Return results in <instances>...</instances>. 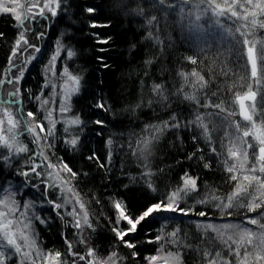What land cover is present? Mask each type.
Instances as JSON below:
<instances>
[{
    "label": "trees",
    "instance_id": "16d2710c",
    "mask_svg": "<svg viewBox=\"0 0 264 264\" xmlns=\"http://www.w3.org/2000/svg\"><path fill=\"white\" fill-rule=\"evenodd\" d=\"M172 2L177 4L178 0ZM150 4L151 0H67L51 26L47 22L44 28L38 31L33 29V33H46L43 40H48L49 44L60 40L66 48L74 50L76 55L68 58L66 65L74 75L82 77L80 91L74 95L71 104L72 114L85 122L83 131L79 130L80 144L73 150L65 144L62 136L56 137V140H52V153L57 161L67 163L80 173L72 184L88 208L94 226V231L88 230L89 243L99 258H105L115 251L122 257L121 264H145L146 257L154 254L158 245L155 237L165 232L162 229L167 226L166 229L170 231L177 227L181 229L182 246L177 248L181 253L182 264H208L203 257L205 251L211 252L213 256L220 252L231 264H238L236 257L228 254V247L222 239L210 230L197 228L196 222L202 225L204 221L229 219L240 223L246 217L251 218L254 212H249L247 207L222 212L216 207V201L207 205L196 201L204 198L207 193H215L226 201L235 186V182L229 181L230 174L225 171L224 165L230 138L227 134L229 127L224 119L226 113L216 115L218 109L200 105L224 100L229 110H236L235 96L247 90L250 76L249 67L241 55L242 40L237 43V37L233 41L232 35H227L225 40L216 39L210 36L215 32L210 33L208 28L213 27V23L205 17L198 22L200 27L196 29L189 25L188 18L182 19L177 8L165 16L163 12L152 9ZM138 6L148 9V15L158 16L162 44L145 39L147 27L144 18L136 16L132 11ZM88 7H94L95 12L89 14L86 11ZM191 19L194 20V16ZM261 20L264 22V17ZM92 23L107 26L92 28ZM231 29L234 30V27ZM0 33H3L0 36L1 77L8 69L9 56L18 35L15 22L7 15L0 16ZM94 33H99L101 37H112L110 44L97 45ZM263 33L264 29L259 27L255 31V35L261 38ZM33 38L35 44L42 45L43 40H36L35 36ZM98 47H107L108 51L98 52ZM48 54L47 48L46 57ZM100 55L105 57L109 67H101L96 59ZM190 56L197 59V64L186 59ZM46 57L33 64L24 76L22 102L25 104L27 94H32L24 111L37 112L33 95L42 89L41 67ZM146 60L153 62L146 64ZM193 69L208 81L207 88L198 90L192 86L189 88L190 84L185 85L180 73L190 74ZM154 83L164 85L169 96L167 102H158L159 98L152 92ZM181 87L189 93H195L200 105L184 100L183 93L175 95ZM103 101H107L111 112L95 107ZM256 106V118L264 122V108L260 107L259 95ZM172 113L180 114L184 122L195 119L198 114L204 116L212 129V144L217 152H211L209 144L201 135V129L189 126L178 131H166L159 140L154 141L152 155L147 161L139 152L134 155L129 145L136 147L134 142L148 135L145 126L166 120ZM97 119L104 120L106 127L100 129L95 125L93 121ZM97 132H102V135H97ZM109 137L113 140L111 146L106 144ZM110 151L112 155L109 162ZM92 152L105 164L104 168L96 161L87 159ZM190 154H194L191 160L188 159ZM205 163H210V167L205 168ZM5 167L0 161V183L10 171ZM27 168L20 166L18 170ZM18 170H14L16 180L21 177L17 174ZM149 170L152 175L144 176L143 173ZM185 173L197 178L198 191L181 200L179 206L194 211L188 216L179 213L155 215L142 222L137 232L126 237L136 244L135 249H129L121 243L112 231L118 219L114 202L122 201L127 212L132 217H138L148 205L181 186V177ZM149 180L155 191L147 186ZM199 211H205L206 216L197 215ZM50 219L58 221V224L47 222L45 227H40L38 242L44 248L56 249L65 255L68 249L65 241L72 244L74 238L66 233V227L61 221ZM162 222H165V226ZM118 227L126 229L128 224L121 221ZM133 251L137 253L136 257L132 256Z\"/></svg>",
    "mask_w": 264,
    "mask_h": 264
},
{
    "label": "snow or ice",
    "instance_id": "6c2138e0",
    "mask_svg": "<svg viewBox=\"0 0 264 264\" xmlns=\"http://www.w3.org/2000/svg\"><path fill=\"white\" fill-rule=\"evenodd\" d=\"M62 2L63 0H24V3H21L20 0H0V13L10 14L16 21V26L23 29L19 31L14 41L8 61L9 67L6 69L7 74L11 72L13 68H17L18 75L0 79V86H3L5 83L15 85V90L8 93L11 99L3 101V104L0 105V108H2V116H0V147L7 148L9 153V155L0 154V159L4 161H8L11 155L19 156L22 153L29 152L27 145L23 144L19 139L21 132L18 131V129L21 125H23L25 132L33 135L34 142L38 144L40 142H47L48 137L54 136L56 121L51 119V111H49L48 118L52 127L46 129L45 125L36 122L35 114L29 111L27 117L32 121L30 124L29 120L24 119L23 112L20 108L22 104L21 97L23 95L21 81L24 78L27 65L31 63L32 60L36 59V57L30 55L25 59L22 66L15 65L13 60L22 47L24 51H27L28 48L34 49L35 53L41 51L39 46L30 43L27 36L30 29L25 26V22L29 24L36 23L38 22L37 17L41 19L56 17L58 15V10L61 9ZM185 5L188 7H185ZM150 7L163 12L165 16H167L170 11H175L176 8L179 7L182 19L188 18L189 25L196 29H199L200 24L198 22L201 21L202 17L206 14H210V18H216V24H220V18L222 17H227L228 19L235 18L236 21L241 22L235 27V33H238L239 37L242 38L243 47L246 49L247 64L250 66V79L252 83L248 84L247 93L244 95L237 94L235 96V102L239 105V116L242 121L247 123L231 121L230 127H235V135L229 138V144L226 146L227 156L224 157L225 171L230 174L229 181L235 182V186L233 191L227 195L226 201L215 193H207L204 198L196 202L207 205L216 201V207L220 208L222 212L226 209L244 207H247L249 212H255L258 209L264 208V122L257 124L253 118L256 114V104L253 103V105L248 106L245 103L247 100L255 102L259 95L260 107L264 108V41H251L248 38V32L251 31L250 25L264 28V22L258 23L257 20L258 14L264 16V0H245L243 3H238V0H198V2L197 0H181L180 4H175L172 0H151ZM86 11L92 14L95 12V8L88 7ZM132 11L136 16L144 18V24L147 27L145 39L152 40L155 44H162L163 42L159 36L158 26L160 20L158 16L156 14L148 15V9L141 6H138ZM47 13H50L51 16H47ZM193 16L194 20L191 19ZM90 26L96 28L107 25L92 23ZM154 29L155 31H153ZM228 31L230 35H233L232 29ZM32 35L35 36L36 40L42 41L46 33L34 32ZM94 35L97 37V45H109L112 40L110 36L101 37L99 33H94ZM0 36H3V33H0ZM237 43H241V39H237ZM132 47L135 48V45ZM62 50L67 53L69 59L76 55L74 50L66 48L60 40H57L56 51L51 57L48 70L54 68L55 61L60 56ZM97 51L103 53L108 51V48L98 47ZM96 59L101 64V67H109L103 55L97 56ZM186 59L192 64H197V59L194 57L190 56ZM152 62V60L145 61L146 64H151ZM62 75L66 77L64 84L60 86L61 92L63 93L60 111L63 113L69 111V101L71 97L79 93L82 77L73 75L69 72L67 67L64 69ZM180 76L183 78L185 85L191 84L194 89L203 90L208 86V81L205 80V77L196 69H193L190 74L181 72ZM52 87L55 89L56 85L53 84ZM152 92L159 98L158 102H167L169 100L166 89L162 84L154 83L152 85ZM181 93H183L184 100L195 102L200 105V100L195 93H189L185 91L184 87H181L177 89L175 95L178 96ZM212 95L215 96L216 93H212ZM36 99L41 101V107L49 103L48 100H41L40 96H37ZM149 103H151V101ZM13 105L17 106L15 113L11 110ZM200 106L218 109L219 112L216 113V115L226 113L224 116L225 120H227L228 117L236 115L234 110H229L227 108L224 100H221L220 103H207ZM95 107L105 112L112 111L107 101L99 102ZM137 107H139V105H137ZM65 123L67 125L65 127V132H69V128L71 127H76L80 131H83L85 124L79 116L65 121ZM93 123L100 129L106 127V122L102 119H97L93 121ZM189 126L201 129V135L209 144L211 152H217V148L212 144V129L209 127V123L205 121V117L199 114L196 115L195 119L184 122L181 120L180 114L172 113L166 120L157 124L146 125L145 129L148 135L142 136L136 140L134 142L136 147H133L132 144H130L129 147L132 149L134 155L139 152L145 161H147L148 157L152 155L154 141L159 140L166 131H178L182 127ZM41 133H45V135L41 136ZM97 135H102V132H97ZM70 136L71 138L65 139V144L70 145L73 150H76L80 144V136L71 134ZM193 139L195 140L196 137L194 136ZM106 144L108 146L113 144L111 137L106 141ZM221 144L223 146V142H221ZM47 146L51 147L52 145L49 143ZM33 155L47 161L46 167L51 169V171L47 173L37 171L38 168H42L44 165L36 163L35 159L30 157V159H32L30 169L18 170L17 174L28 179L31 178L30 173L35 174L36 177H43L41 183H43L45 187L42 195L47 203L53 206L54 210L63 208L67 204H73L72 210L65 213V215L73 217V227L81 234L80 243L87 245L88 239L83 235V230L84 228H88L94 231V226L90 220L88 208L81 198V194L72 184V181L76 180L80 173L74 171L63 161L60 162L62 167H58L48 160L47 155H45L43 151ZM111 155L112 153L110 151L108 155L109 162L111 161ZM193 158L194 154H190L188 157L189 160ZM87 159L96 161L101 168L105 167V164L100 161V158L95 152H92ZM201 159H203V157H201ZM145 167L147 168L148 165L145 164ZM204 167L209 168L210 163H205ZM64 173L68 174V178H64ZM83 174L85 176L87 175V173ZM143 175L150 177L152 173L149 170L144 172ZM181 180L183 182L181 186L162 196L159 201L148 205L138 217H132L131 214L127 212L126 206L122 201L114 202V207L118 212V219L116 221L117 226H114L112 231L121 243L129 249H135L136 244L126 239V237H128L130 233L137 232L138 226L141 225L142 222L147 221L155 215L162 213H179L188 216L194 211V209L180 207L179 204L180 201L189 196L190 193L198 191L197 178L185 173L184 176L181 177ZM25 183H27V180ZM32 186L36 187V185ZM147 186L155 191L150 180ZM50 189H57L60 192L61 195L58 197V200L62 202H57L56 200L48 198L52 194ZM253 192L257 194L253 195ZM15 195L16 193L8 188L3 189V192L0 193V264H4L6 259L4 249H14L15 253L21 254L25 259L30 260L32 264H35L36 260H41V264H69L68 261L61 259L62 254L59 251L43 254L38 249L36 234L33 230V220H39L42 224L47 223V221L39 215H36L35 212H31L35 207L33 201H25L22 206L24 210L20 211L21 205L15 199ZM196 214L201 217L206 216L205 211H199ZM228 214L230 215L231 213ZM57 215H60L61 219H63V216L59 212H57ZM261 218H264V212L259 214V218H249L248 223L259 225L261 229H264V224L260 223ZM121 221H126L129 227L126 229L119 228L118 225ZM197 227H204L205 230L210 229L217 232L228 247V254L234 255L238 264H253L250 260L253 254L249 246L257 248L254 258L255 264L264 262V247H259L253 243L254 238L257 237V233L252 230L242 228L238 224L223 225V231L211 224L203 226L197 224ZM228 230H231L237 235L228 234L225 239V234ZM180 233L181 229L177 227L169 233L157 235L155 241L165 240L167 237L169 238L168 242L179 248L182 246ZM259 239L261 245H264V232L259 233ZM65 242L68 243L69 254L80 261H85V264H118V261L122 260V257H119L115 251H113L106 260H101L92 247L88 248L86 256L80 255L72 251V244L70 242L67 240ZM149 242L151 243L153 241ZM233 245L235 247H233ZM242 249L243 254L241 252ZM162 250L163 245L161 249H158V252ZM132 256L136 257L137 253L133 251ZM86 257L90 259H86ZM203 257L207 259L208 264H231L230 261L221 256L220 252H216L213 256L211 252L205 251ZM163 258L166 262L170 260L173 264H182L181 253L179 251L168 252L166 257ZM146 259L149 261V264H157L161 257L159 255H153L146 257ZM71 264H76L75 260L72 261Z\"/></svg>",
    "mask_w": 264,
    "mask_h": 264
},
{
    "label": "rangeland",
    "instance_id": "374dc122",
    "mask_svg": "<svg viewBox=\"0 0 264 264\" xmlns=\"http://www.w3.org/2000/svg\"><path fill=\"white\" fill-rule=\"evenodd\" d=\"M20 2L24 3V0H20ZM197 2H198V0H197ZM243 2H245V0H238V3H243ZM180 3H181V0H178L177 4H180ZM65 4H67V0H63L62 5H61V9L58 10V15H59L60 11L62 10V6ZM9 6H11V5H9ZM185 7H188V6L185 5ZM249 7H251V6H249ZM177 11H179V7H177ZM1 15H7L11 19H13V17L10 14L0 13V16ZM46 15L49 17L51 16L50 13H47ZM203 17H205L208 22L213 23V24L210 23L213 27H208L210 29V31L208 30L210 33L215 32L214 35H210L211 37H215L216 39L225 40L227 38V35H230V34H228V32H229L228 30L231 29L232 27H234V30H232V33H233L232 40L233 41L235 40L234 37H237V39L240 38L239 34L235 33V27L238 26L241 22L236 21L235 18L228 19L227 17H222V18H220V24H216L215 23L216 18H214V17L210 18V14H206ZM260 17L263 18L264 16H260L258 14V17H257L258 23L263 22V20H261L262 18H260ZM54 20H55V17L51 18V19H41V18L37 17L38 22H36V23H30L29 24L28 22H25V26L30 29V31L27 33V36H28L30 43L35 44L34 38L32 35L33 29H34V31H38L41 28H44L47 25V22L51 26V24H52V22H54ZM13 21L15 22V26H16V21L14 19H13ZM234 21H235V23H234ZM215 26H218V27H215ZM16 28L18 30V33H19V31L23 30L17 26H16ZM203 28H205V27H203ZM250 28H251V31L248 32L249 40H251V41H264V36H263V38H261V37H258L255 35V31L258 28V26H251L250 25ZM263 35H264V33H263ZM241 40H242V38H241ZM47 41L43 40V42H41L42 43L41 46H39V44L36 42L38 45L37 44H35V45L39 46L41 49V51L39 53H35L34 49H32V48H28L27 51H24V49L22 47L20 52H18L17 56L14 58L13 63L15 65L22 66L23 62L25 61L26 58H28L30 55H34L36 57V59L32 60L31 63H29L27 65V68L25 70V74L27 75L26 72H28V70L31 69L33 64L40 62L44 57H46L45 53H46L47 48H48L49 54L47 55L45 62L43 63V65L41 67V73L43 75V86H42V89L40 92L33 95L34 102L37 105L36 106L37 112L34 114H35L36 122L42 123L43 125H45V127L47 129V128L52 127V125L49 123V118H48L49 111H51V119L56 121L54 136L48 137L47 142H40L38 144V143L34 142V137L31 133H27L24 131L23 125H21L19 127L18 131L21 132L19 139L23 144L27 145L29 152L22 153L19 156L11 155L8 161H4V160L0 159V161L6 166L5 168H8V170H10V171H8L9 172L8 175L5 176V178L2 180V183H0V193H2L3 189H5V188H8L11 191L15 192L16 193L15 199L21 205L20 211L24 210L22 206H23V203L25 201H33L35 203V207L31 210V212H35L36 215H39L41 218L45 219L47 222H49L53 225H55V224L57 225L58 221H54L50 218H56L59 221H61V223H63L64 226L66 227V233H69V235L74 238V243H72V251L77 252L80 255L86 256L88 248L90 247L89 232H88L89 229L84 228V230H83V235L85 236V238L88 239L87 245L80 243L81 234L78 232V230L76 228L73 227V223H74L73 217L65 215V213L70 212L72 210L73 204H67L63 208L54 210L53 206L48 204L47 201L44 199V196L42 195L43 189L45 187L44 184H43L44 187H42V183H41V179L43 177H36L35 174L30 173V176H31L30 179L25 178L23 176H21L18 180L15 179V171H14L15 169L18 170V167H20V166L28 167L25 170L30 169L31 164H32V159H30V157L35 159L36 163L44 165V167L38 168L37 171H41L44 173L51 171V169H48L46 167L47 161H44L41 157L33 155L36 153H40L41 151H43L45 153V155H47L49 161H51L53 164H56L58 167H62L60 161L59 160L57 161L56 156L52 153L53 146L48 147L47 145L49 143L52 145V140L53 139L56 140V137L58 138V137L62 136L64 141H65V139L71 138L70 134L71 135H79V129L76 127H71V128H69V132H65V127L67 126L65 121H68V120L76 117L71 112V110H72L71 104H72V99H73L74 95L71 97V99L69 101V104H70L69 111L63 112V113L60 111L61 97L63 95V93L61 92L60 86L63 85L65 80H66V77H64L62 75V73L64 72V69L67 67V65H66V60L68 59L67 53L62 50L60 56L55 61L54 68L48 70V66H49V62L51 60V57L56 51L57 41L55 43L51 42L50 44ZM242 49H243V51H242L241 55H242L243 60L247 64L246 49L244 47H242ZM247 66L249 67L248 71L250 74V66L248 64H247ZM8 67H9V65H8ZM68 70H69V72H71L74 75V73L69 68H68ZM25 74H24V76H25ZM16 75H18V69L13 68V70L7 74L5 71L3 73V75L1 76L2 78L1 77L0 78L6 79L8 76H16ZM23 80H24V78L21 81V88H22ZM251 83H252V81H251L250 76H249L248 82L246 84L247 90L241 95H244L245 93H247L248 84H251ZM53 84L56 85L55 89H53V87H52ZM189 88H191V84H190ZM14 90H15V85H10V84L5 83L3 86H0V105L3 104V101L11 99V97H9L8 93L10 91H14ZM22 92H23V89H22ZM23 94H24V92H23ZM37 96H40L41 100H48L49 103L47 105H45L44 107H41V101H38L36 99ZM30 98H32V94H30V96L27 94V99H25V104L22 102V104L20 105V108L23 112L24 119L29 120L30 124H31L32 123L31 119L27 117V113L29 111L23 110L24 106L25 105L27 106ZM245 103H246V105L251 106V105H253V103L256 104V101L253 102L251 100H247V101H245ZM235 104L237 105L236 110H235L236 115L228 117V120H226V122H227L226 124L229 127V130L227 131V134L229 135V137H232L235 135V127L234 126L230 127L231 121H240L241 123H247V122H244L241 120V117L239 116V105L236 102H235ZM16 107L17 106H15V105L12 106L11 110L14 113L16 112ZM256 112H257V106H256ZM0 116H2V108H0ZM253 118L257 122V124L261 123V121L256 118V114L254 115ZM40 135L44 136L45 133H41ZM0 154L9 155L8 149L0 147ZM23 162H24V165H22ZM15 163L17 164V166H15ZM13 166H15V168H13ZM64 178H68L67 173H64ZM26 180H27V183H25ZM32 185H36V187H33ZM50 191L52 194L48 197L49 199L56 200L57 202H62V201L58 200V197H60L61 194L57 189H50ZM253 194H255V192H253ZM57 212H59L63 216V219H61L60 215H57ZM261 212H264V208H262L260 211H258V210L255 211L254 215H252L251 218H259V214ZM48 217H50V218H48ZM248 219H249V217L248 218L246 217L245 220L240 222V223L230 221L229 219L220 220V221H204L202 223V226L211 224V225H213V226H215V227H217L223 231V229H222L223 225H226V224L237 225L238 224L242 228L250 229L253 232L257 233V237L254 238L253 243L259 247H264V245H261L260 239H259V233L264 232V229H261L259 227V225H253V224L248 223ZM164 223L165 222H162L163 225H164ZM260 223L264 224V218L260 219ZM197 224H200V223L196 222V226H197ZM45 225H46V223L42 224L39 222V220H33V230L36 234V241H37L38 249L43 254H47L49 252L55 253V252H57L56 249L53 250L50 248H44L38 242L39 228L45 227ZM128 227H129V225H128ZM166 227L167 226L163 227L162 230L165 232H162V234H160V235H163L164 233H169V232L173 231V230H171V231L168 230L169 228L166 229ZM201 228H204V227H201ZM208 230H210V229H208ZM210 231L213 234H215L216 237L220 238V236L217 234V232H214L212 230H210ZM228 234L237 235L236 233L232 232L231 230H228L225 234V239H226V236ZM168 240H169V238L166 237L165 240L158 241V245L155 249V253L150 255V256L159 255L161 257V259L158 260L157 264H173V262L170 260H168L166 262V260L163 257H166L168 252H176V251L180 252V250L177 248V246L168 242ZM162 245H163V250L161 252H158V249H161ZM233 247H235V246L233 245ZM249 249L253 254L252 257L250 258V260L253 262V264H255L254 258H255V252L257 251V248L249 246ZM4 251L6 253V259H5L4 264H22V261H23V264H32V262L30 260L25 259L21 254L15 253L14 249L13 250L4 249ZM241 252L243 254V249L241 250ZM108 256H106L105 258H100V259L106 260ZM150 256H148V257H150ZM61 259L68 261L69 264H71V262L74 260H75L76 264H85V261H80L76 257H73L72 255H70L68 249H67V253L65 255L64 254L61 255ZM86 259H90V258L86 257ZM35 264H41V260H36ZM118 264H121L120 261H118ZM145 264H149V261L147 259H146ZM260 264H264V262H260Z\"/></svg>",
    "mask_w": 264,
    "mask_h": 264
}]
</instances>
